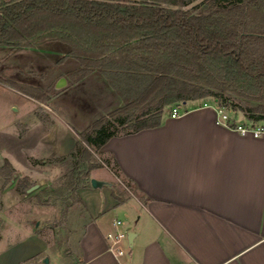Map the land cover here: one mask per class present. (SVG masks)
<instances>
[{"label": "trees", "instance_id": "obj_1", "mask_svg": "<svg viewBox=\"0 0 264 264\" xmlns=\"http://www.w3.org/2000/svg\"><path fill=\"white\" fill-rule=\"evenodd\" d=\"M46 45L64 48L62 64L75 62L66 74L73 83L100 73L122 105L80 133L67 157L32 160H71L57 184L35 194L44 205L60 202L67 212L72 197L82 203L77 192L91 186L94 170L122 179L100 150L113 137L161 126L176 105L213 101L264 122V0H0V48ZM111 189L119 204L127 200Z\"/></svg>", "mask_w": 264, "mask_h": 264}, {"label": "crops", "instance_id": "obj_2", "mask_svg": "<svg viewBox=\"0 0 264 264\" xmlns=\"http://www.w3.org/2000/svg\"><path fill=\"white\" fill-rule=\"evenodd\" d=\"M85 79L67 83L53 99ZM202 104L187 102L176 118L164 113L161 126L113 137L100 150L137 196L119 204L109 187L81 189L88 222L78 234L76 264H264V135L243 136L218 122L214 105ZM102 116L77 131L52 112L49 125L35 118L34 127L25 122L23 138L14 137L27 158L67 157L79 132ZM232 116L245 121L240 112ZM107 169L111 175L94 179L113 184ZM120 232L134 233L127 256L110 250L108 235Z\"/></svg>", "mask_w": 264, "mask_h": 264}, {"label": "rangeland", "instance_id": "obj_3", "mask_svg": "<svg viewBox=\"0 0 264 264\" xmlns=\"http://www.w3.org/2000/svg\"><path fill=\"white\" fill-rule=\"evenodd\" d=\"M56 46L52 50H47L49 45H46L20 53L0 48V164L30 181H45L47 185L58 183L70 170L71 160L68 167L62 162L44 166L34 164L32 158L23 155V144L16 140L14 131L23 138L28 127L25 122L34 127L32 121L35 118L40 120L38 115L48 119L52 112L60 114L78 131L121 102L119 96L110 95V86L100 73L53 99L60 90L57 85L62 79L70 85L73 83L64 72L75 67L74 61L62 65L60 58L64 48ZM230 99L232 104L244 106L237 98ZM49 122L45 124L49 125ZM94 175L108 177L111 174L103 167L92 171L91 178ZM113 184L118 195L125 199L137 195L136 191L126 188L122 179L116 177ZM80 191L77 192L79 198ZM35 194L37 192L25 197L20 188L4 189L0 185V264H45V259L48 264H76L74 250L78 234L88 222L87 205L82 198L80 203L72 197L69 200L72 206L66 212L62 203L44 205ZM116 217L124 219L120 213ZM119 247L127 256L130 248L125 239L121 240Z\"/></svg>", "mask_w": 264, "mask_h": 264}, {"label": "built area", "instance_id": "obj_4", "mask_svg": "<svg viewBox=\"0 0 264 264\" xmlns=\"http://www.w3.org/2000/svg\"><path fill=\"white\" fill-rule=\"evenodd\" d=\"M209 105H214L217 109L218 116H219V123L227 126L228 128H231L237 132H239L241 135L246 136H252L253 138H259L262 135H264V122L259 123H253L245 119V121L240 122L236 118L232 116V114H236L235 112L229 111L225 106H217L216 104L212 102H203L202 106L207 107ZM182 105H176L172 108L171 117L176 118L179 116L181 111ZM116 225H121L120 221L116 222ZM127 232H120L116 234H109L108 240L111 242L110 250L117 255L122 256L124 253L120 249L119 245L121 243L122 239H125L127 241ZM128 244V241H127Z\"/></svg>", "mask_w": 264, "mask_h": 264}, {"label": "water", "instance_id": "obj_5", "mask_svg": "<svg viewBox=\"0 0 264 264\" xmlns=\"http://www.w3.org/2000/svg\"><path fill=\"white\" fill-rule=\"evenodd\" d=\"M65 85H67L66 80L62 79L59 84L57 85V89H61L62 87H64ZM183 104H186V102H184ZM4 167L3 164H0V169H2ZM0 185L4 188H10L13 187L14 189L20 188L21 190H23L25 197L31 196L32 194L38 192L39 190H41L42 188H44L45 186H47V182L45 181H30L29 179H27L24 176H21L18 172L13 171L12 175H11V180L7 183L6 182V178L1 174L0 172ZM91 186L94 189H101L103 187H112V184L103 180H98V179H91ZM133 239H134V233H128L127 235V241H128V245L129 248L132 249L133 247ZM45 264H48L49 261L48 259L44 260Z\"/></svg>", "mask_w": 264, "mask_h": 264}, {"label": "flooded vegetation", "instance_id": "obj_6", "mask_svg": "<svg viewBox=\"0 0 264 264\" xmlns=\"http://www.w3.org/2000/svg\"><path fill=\"white\" fill-rule=\"evenodd\" d=\"M0 172L6 178V182L8 183L11 180L13 170L8 167H3L2 169H0Z\"/></svg>", "mask_w": 264, "mask_h": 264}]
</instances>
